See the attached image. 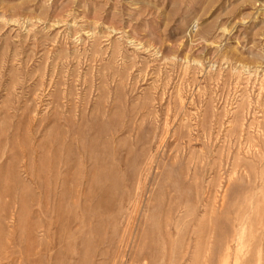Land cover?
<instances>
[{
    "label": "rangeland",
    "instance_id": "374dc122",
    "mask_svg": "<svg viewBox=\"0 0 264 264\" xmlns=\"http://www.w3.org/2000/svg\"><path fill=\"white\" fill-rule=\"evenodd\" d=\"M0 264H264V0H0Z\"/></svg>",
    "mask_w": 264,
    "mask_h": 264
}]
</instances>
